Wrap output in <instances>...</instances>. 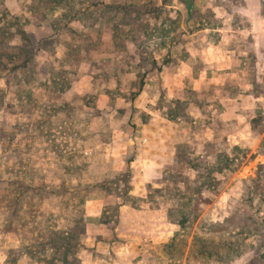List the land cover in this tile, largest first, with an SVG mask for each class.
<instances>
[{"label": "rangeland", "instance_id": "obj_1", "mask_svg": "<svg viewBox=\"0 0 264 264\" xmlns=\"http://www.w3.org/2000/svg\"><path fill=\"white\" fill-rule=\"evenodd\" d=\"M0 264H264V0H0Z\"/></svg>", "mask_w": 264, "mask_h": 264}, {"label": "crops", "instance_id": "obj_2", "mask_svg": "<svg viewBox=\"0 0 264 264\" xmlns=\"http://www.w3.org/2000/svg\"><path fill=\"white\" fill-rule=\"evenodd\" d=\"M194 1V0H193ZM193 1L191 2V4L193 3ZM191 4L190 5H188V8H189V10H191ZM206 66H207V68H205V72L207 73V74H209V75H212V73H213V71L214 70H218L220 67L218 66V65H215V63H211L210 65L209 64H206ZM160 133V134H163V135H172V137H173V142L174 143H176V134L177 133H175V132H170V131H168L166 128H158V127H154L153 128V133L155 132V133H158V132ZM165 131H167V132H165Z\"/></svg>", "mask_w": 264, "mask_h": 264}, {"label": "trees", "instance_id": "obj_3", "mask_svg": "<svg viewBox=\"0 0 264 264\" xmlns=\"http://www.w3.org/2000/svg\"><path fill=\"white\" fill-rule=\"evenodd\" d=\"M17 161H20V158H18ZM28 168H30V166H28ZM74 197L75 196L73 195V193H71L67 197L66 206L68 208V213L71 215V219L75 221L78 219L79 210H78L77 203H76L77 200H75Z\"/></svg>", "mask_w": 264, "mask_h": 264}, {"label": "water", "instance_id": "obj_4", "mask_svg": "<svg viewBox=\"0 0 264 264\" xmlns=\"http://www.w3.org/2000/svg\"><path fill=\"white\" fill-rule=\"evenodd\" d=\"M185 1V3H186V5L188 6L189 5V0H184ZM191 2L193 1V0H190Z\"/></svg>", "mask_w": 264, "mask_h": 264}, {"label": "flooded vegetation", "instance_id": "obj_5", "mask_svg": "<svg viewBox=\"0 0 264 264\" xmlns=\"http://www.w3.org/2000/svg\"><path fill=\"white\" fill-rule=\"evenodd\" d=\"M191 4V1L189 0V5Z\"/></svg>", "mask_w": 264, "mask_h": 264}]
</instances>
